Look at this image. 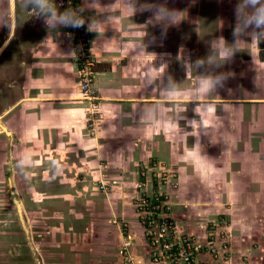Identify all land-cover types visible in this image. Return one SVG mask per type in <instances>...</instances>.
I'll use <instances>...</instances> for the list:
<instances>
[{"label": "crops", "instance_id": "1", "mask_svg": "<svg viewBox=\"0 0 264 264\" xmlns=\"http://www.w3.org/2000/svg\"><path fill=\"white\" fill-rule=\"evenodd\" d=\"M178 1L141 0L142 3L161 4L169 9H173L170 2L176 5ZM203 1L222 4L219 10L221 19H235L234 9L229 10L227 4L233 2L236 5L238 0ZM5 2V15L0 12V24L4 21L7 26L3 32L0 30V125L7 133L0 129V137L8 141L4 144L6 150L0 165L1 173L7 163L10 162L12 168L18 164L15 157L19 148H27L29 155L41 154L42 149L44 173L49 178H52L51 163H54L60 167V179L66 178V172H72L75 178L80 175L85 181L96 179L106 183V179L100 178L105 169L108 178L112 176L122 183L115 186L116 181L107 182L114 189L113 195L122 196L110 204L106 202L112 219L107 220L104 216L92 222L87 219L79 222L81 215L85 218L82 214L84 208H73L68 201V212L72 216L57 221L59 228L52 231L55 236H51L50 247L46 249L49 260L44 264H127L126 255L134 264H151L143 228L133 206L126 203L128 199L124 197L137 187L135 179L139 165L144 168L155 159L177 168V193L181 195L182 203L181 206L176 203L178 228L184 225L182 222L192 218L190 203L193 198L187 197L188 194L195 192L206 196L210 191L208 188L217 183L227 193L230 186L227 171L223 168L220 167L218 175L212 174L215 169L211 168V158L207 154L211 142L197 146L193 143L191 149L184 142V155H179L183 145L180 132L190 125L180 126L178 120L179 107L184 102L178 91L179 73L174 71L178 58L159 55L157 47L162 45L159 41L162 30L164 34L165 29H170L174 35L180 30L179 21L170 24L163 17L150 20L152 13L147 11L133 14L125 9V0H78L79 6L84 8L82 14L91 52L96 59L98 100L90 103L81 98L69 27L48 28L42 19L22 7L21 0ZM62 2L57 0L62 5L60 11L65 10ZM201 15V18L205 17V24L213 18L210 11ZM93 18L103 24L97 31L88 29ZM258 46L254 44L250 50V60L256 65L251 80L254 84H264V40ZM170 70L171 73L167 74ZM245 73L240 72L239 76L248 77ZM194 82L192 78L191 83ZM248 97L252 99L243 101L248 103V107L235 109L237 124L234 129L238 132L237 147L240 150L236 153V172L233 174L238 179L237 193L245 187L255 194H264V85ZM243 115L247 116L245 122ZM165 119H170V122ZM89 120L94 121V130L88 129ZM205 126L204 131H207L209 125ZM194 146L205 148L204 158L203 152L195 151ZM225 153L221 151L215 158L227 169L232 158L228 161ZM243 177L245 184L243 180L239 182ZM13 180L12 174L8 177L12 190ZM198 182L205 186L200 187ZM81 188L80 194L84 196L99 193L97 188V192L91 193L88 185ZM68 192L69 189L65 190L67 195H71ZM85 201L86 205L91 200L87 197ZM180 209L187 216L185 220L179 215ZM117 215L127 223L128 229H120L113 220ZM124 249L126 253H123ZM250 254L247 263L240 255L232 260V264H264V243H258Z\"/></svg>", "mask_w": 264, "mask_h": 264}, {"label": "rangeland", "instance_id": "2", "mask_svg": "<svg viewBox=\"0 0 264 264\" xmlns=\"http://www.w3.org/2000/svg\"><path fill=\"white\" fill-rule=\"evenodd\" d=\"M62 1L63 6H65V1ZM72 2L79 6L78 0ZM5 3V0H0V12L3 16L7 11ZM170 5H173V9L177 6L180 13L178 19L180 30L172 35L170 29H165L163 36L159 39L162 41V45L157 47L161 50L159 51L158 48L159 55H163L165 58H178L174 71L179 73L178 91L184 100L179 107L181 111L178 120H180V126H184L185 123L190 125L189 127L186 125L187 130L180 132L179 138L183 145L180 146L179 155H184V142L190 149L193 143L197 146L201 143L211 142L207 147V154L211 158V168L215 169L212 174L213 176L218 175L220 167L223 168L227 171V180L230 186L227 188V193L217 183L208 188L210 191L206 193V196L195 192L192 195L188 194L187 197L193 198L190 203L191 208H193L191 211L192 218L182 222L181 225H184L181 228H178L177 218H175L176 203L180 206L182 204L180 203L181 195L177 193L179 189L177 168H171L165 162L155 159L145 165V169L142 164L139 165L138 177L135 179V181L137 180V187L131 194L124 197L128 199L126 203L131 204L134 208L137 200L146 194H150L152 190L155 193H162L163 196L166 195L170 204L171 216L175 222L176 234L188 235L197 245L202 246L199 258L204 264H216V259L211 258L207 252L212 248L221 252V246L224 244L228 246L227 258H223V255L219 257V264L221 262L232 264L235 258L240 255L242 261L247 263V259L251 256L250 253L257 248V244L264 243V194H255L251 189L245 187L241 193L236 192L238 179L233 172H236L235 159L240 147H237L238 132L234 126L237 124L236 107H248V103L243 101H250L252 98L248 96H251L264 85L254 84L251 80L253 68H256V65H253L250 60V50L254 44H250V37L244 36L243 39L246 43L241 44L232 61L217 66L216 59L213 57V42L223 36L227 42L232 43L235 19H221L219 10H221L222 4L219 3L208 4L203 0H197V2L179 0L176 5L171 2ZM227 5L229 10H233L235 7L233 2ZM204 11H210L213 17L210 18L208 24L204 23L205 17L201 18ZM202 23L205 24L204 28ZM6 28V23L3 21L2 25L0 24L1 32ZM71 41L74 42L72 38ZM262 42L263 40L256 45L260 47ZM152 43L154 44V42ZM152 43L149 45L151 46ZM175 46H177L176 49ZM92 58L96 62L93 55ZM197 61H203V65L198 66ZM243 71L248 75V77H243L245 79L239 76V73ZM170 73L171 70L167 72V74ZM220 73L229 74L225 87L218 88L208 97L197 98L192 94L194 86L201 77L205 75L215 76ZM192 78H194V83H191ZM210 110L211 112H209ZM246 119L247 116L243 115V122ZM165 120L170 122V119ZM205 125H209L206 129L208 132L204 131L207 128ZM260 127L262 128L263 125L261 124ZM190 129L191 131L194 129L192 131L194 135ZM7 141L6 138L0 137V165L3 152L6 150L4 144ZM195 151L203 152V158L205 157L204 147L200 149L195 147ZM221 151L226 152L228 159L232 158L231 162L227 164V169H224L226 166H223L219 159L215 158ZM16 154L17 165L14 164L12 168V164L7 163L2 173L0 168V264H34L35 259V264H44L45 260L48 262L46 249L50 247L51 236H55L52 231L59 228L57 221L72 216L68 212L70 211L68 201L73 208H84L82 214H85V218L81 215L82 217L78 218L79 222L81 219L92 222L104 216L107 220L112 219V212L107 209V205L120 200L122 196L113 195L114 189L112 190L109 185H106V189H100L99 185L101 186L103 180L90 179L85 181L80 175L75 178L72 172H66L67 174L64 176L67 175V179H60L58 176L61 171L60 167L54 163H51L52 178H49V175L44 173L45 164L42 149L41 154L30 153L29 155L27 148H19ZM33 157L35 162H33ZM103 163L105 165V162ZM106 173V170L103 169L100 176V178L107 180L106 183L108 180L110 182L114 180L117 182L115 186L122 185L120 180L118 182L112 176L108 178ZM12 174L14 196H11L8 182V177L10 178ZM239 179V182L243 180L245 184V178ZM219 181L217 178V182ZM63 182L66 183L67 187ZM204 183L198 182V185L200 187L205 186ZM82 185H88L91 193L98 190L100 194L98 193L96 196L95 193L87 194V196L81 195ZM67 189L71 195L65 193ZM87 197L91 201L85 205ZM13 198L19 201L23 223L20 220L16 205L13 203ZM77 211L79 210L77 209ZM179 213L185 220L187 216L184 215V212ZM114 219L121 230L128 229L127 223L122 222L118 215ZM45 255L47 256L46 259H44Z\"/></svg>", "mask_w": 264, "mask_h": 264}, {"label": "built area", "instance_id": "3", "mask_svg": "<svg viewBox=\"0 0 264 264\" xmlns=\"http://www.w3.org/2000/svg\"><path fill=\"white\" fill-rule=\"evenodd\" d=\"M64 1L65 9L79 7L75 5V2H72L73 0ZM69 36L74 41L72 44L77 61L81 98L94 103L98 100L95 86V61L92 58L86 24L80 28L69 27ZM95 127L94 121L89 120L88 129L94 130ZM106 185L108 184L101 182L100 189H106ZM134 210L138 223L144 231L151 264H204L199 258L202 246L197 245L188 235L176 234L175 222L171 216L170 204L166 195L163 196L162 193H155L152 190L150 194H146L137 200ZM227 249L228 246L224 244L221 246V252L212 248L207 253L210 254L211 258L216 259V264H219V257L223 255V258H227ZM124 252H127L126 249L123 250ZM129 257L126 255L125 258H128L126 263L134 264Z\"/></svg>", "mask_w": 264, "mask_h": 264}, {"label": "clouds", "instance_id": "4", "mask_svg": "<svg viewBox=\"0 0 264 264\" xmlns=\"http://www.w3.org/2000/svg\"><path fill=\"white\" fill-rule=\"evenodd\" d=\"M21 3L26 11L42 19L48 28H80L85 25V18L82 15L83 7H68L60 11L62 5L58 4L57 0H21ZM125 9L133 14L151 12L150 20L163 17L170 24L176 23L180 16L179 11L175 9H169L161 4L142 3L141 0H125ZM234 15L236 22L232 32V43L227 42L223 36L213 42V57L216 59L217 66L232 61L241 44L246 43L244 36L250 37V44H257L264 40V0H238L234 7ZM101 25H103L101 22L93 18L88 23V29L97 31ZM197 65L202 66L203 61H197ZM228 78V73L205 75L197 81L192 94L197 98L208 97L218 88L225 87Z\"/></svg>", "mask_w": 264, "mask_h": 264}, {"label": "water", "instance_id": "5", "mask_svg": "<svg viewBox=\"0 0 264 264\" xmlns=\"http://www.w3.org/2000/svg\"><path fill=\"white\" fill-rule=\"evenodd\" d=\"M0 129H1V131L7 133L6 130H5V128L2 127L1 125H0ZM10 193H11V196H14L12 189H10ZM13 203L16 205V208L18 210V214H19L20 220L23 223L22 216H21V208H20V205H19V201L16 198H13Z\"/></svg>", "mask_w": 264, "mask_h": 264}]
</instances>
